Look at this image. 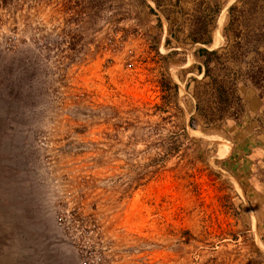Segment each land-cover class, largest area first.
Masks as SVG:
<instances>
[{
    "label": "rangeland",
    "instance_id": "374dc122",
    "mask_svg": "<svg viewBox=\"0 0 264 264\" xmlns=\"http://www.w3.org/2000/svg\"><path fill=\"white\" fill-rule=\"evenodd\" d=\"M180 1L171 37L153 0H0V264H264V94L242 80L240 117L195 116L207 46ZM204 1L214 50L239 0Z\"/></svg>",
    "mask_w": 264,
    "mask_h": 264
},
{
    "label": "trees",
    "instance_id": "16d2710c",
    "mask_svg": "<svg viewBox=\"0 0 264 264\" xmlns=\"http://www.w3.org/2000/svg\"><path fill=\"white\" fill-rule=\"evenodd\" d=\"M153 1L157 9L168 20L172 37L174 25L170 16L175 13L173 9L181 1L177 0L175 4L170 0ZM198 1L193 0L191 3L193 10H196L198 14L194 17L197 22L193 21V27L197 29L193 30L185 40H188L191 45L200 44L208 47L212 44L213 31L221 13L222 4ZM250 7L251 11H248ZM61 8L63 13L67 14V1L61 4ZM205 9L208 10V18L203 15ZM152 11L155 12L153 9ZM249 12H251L252 18ZM222 36L224 46L221 48L210 50L207 47H201L195 52L194 57L200 62L196 68L198 74L203 75V79L193 80L196 84L192 91H190L189 84L186 88L194 101L195 116L203 119L207 127L216 126L228 119H236L243 113L242 99L238 93V85L243 82L242 80H248L264 94V5L261 4V0L253 3L239 0L235 5H232L228 9ZM173 88L175 91H179L178 85H174ZM167 105L168 103H165V107ZM179 110L182 111L180 108ZM159 111L169 112L163 109H159ZM195 116L191 118L192 127L196 120ZM170 119L171 116H167L161 118L160 123L151 125L149 127L151 129L149 131L150 139L159 135L160 131H166L165 124H168ZM181 137H183V133L180 131H169L164 140L158 139L159 141L151 143L149 146L159 151L151 165L162 166L165 161L177 154ZM139 182L140 180L133 178L132 188L137 189L142 186Z\"/></svg>",
    "mask_w": 264,
    "mask_h": 264
},
{
    "label": "bare ground",
    "instance_id": "6f19581e",
    "mask_svg": "<svg viewBox=\"0 0 264 264\" xmlns=\"http://www.w3.org/2000/svg\"><path fill=\"white\" fill-rule=\"evenodd\" d=\"M221 22H222V18H221ZM221 33H220V31L217 33V35H216V38H215V44L216 45H218L219 43H220V40H221Z\"/></svg>",
    "mask_w": 264,
    "mask_h": 264
}]
</instances>
